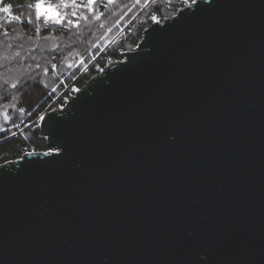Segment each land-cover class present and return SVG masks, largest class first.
Masks as SVG:
<instances>
[{
    "label": "water",
    "instance_id": "95a60500",
    "mask_svg": "<svg viewBox=\"0 0 264 264\" xmlns=\"http://www.w3.org/2000/svg\"><path fill=\"white\" fill-rule=\"evenodd\" d=\"M198 4L0 164V264H264V0Z\"/></svg>",
    "mask_w": 264,
    "mask_h": 264
},
{
    "label": "trees",
    "instance_id": "16d2710c",
    "mask_svg": "<svg viewBox=\"0 0 264 264\" xmlns=\"http://www.w3.org/2000/svg\"><path fill=\"white\" fill-rule=\"evenodd\" d=\"M30 2L3 0L0 4L12 5L11 14L0 13V109L8 107L11 117L8 131H0V164L17 160L29 151H49L38 130V120L64 105V98L70 94L64 91L66 84L80 89L104 66L121 60L124 52L137 46L143 30L153 22L152 15L160 22L185 5L180 0L147 4L145 0H113L111 4L96 1L91 12L87 7L69 9V16L77 11L78 26L65 24L58 30L53 25L38 24L27 8ZM78 58L89 64L84 73L81 67L72 71L65 67ZM61 77L66 79L65 84L60 82Z\"/></svg>",
    "mask_w": 264,
    "mask_h": 264
},
{
    "label": "snow or ice",
    "instance_id": "6c2138e0",
    "mask_svg": "<svg viewBox=\"0 0 264 264\" xmlns=\"http://www.w3.org/2000/svg\"><path fill=\"white\" fill-rule=\"evenodd\" d=\"M113 0H107V3L111 4ZM139 2V0H137ZM149 0H145V4H147ZM154 2V0H152ZM182 4H186L188 7H191L192 5H196L199 7L198 0H180ZM3 3V0H0V4ZM96 3V0H86V4L79 2V0H31L30 3H28L27 8L29 9L30 13L34 15L35 20L37 23H43L45 26L47 25H53L57 27L58 30H62L63 26L67 24L69 27H75L78 26V20L80 19L77 11H72L71 16L68 14L69 9H79L83 7H87V10L89 12L93 11V5ZM12 11V5L10 4H3V6H0V13L3 14H11ZM189 13L181 12V16L188 15ZM15 19L19 20L20 17L17 16ZM151 20L155 23H159L157 20V17L155 15L151 16ZM32 22V17L30 16L28 20V24L30 25ZM37 32L40 31L39 28L36 29ZM7 34V33H5ZM55 67V65H53ZM71 67V65H69ZM47 71V70H45ZM55 91V90H54ZM73 91H78V89H73ZM21 112L24 111V109H20ZM9 119L7 114H4V120L7 122ZM40 120H43L44 117L40 116ZM0 130H3L0 128ZM14 135V134H13ZM55 151L59 153L61 156L64 154L65 149L62 148V146H57ZM24 156H33L35 153L32 151L26 152L23 154ZM45 157L52 156V153L49 151H46L43 153ZM59 156H54L53 159H58ZM47 162V161H45ZM0 170L3 171V166L0 165Z\"/></svg>",
    "mask_w": 264,
    "mask_h": 264
},
{
    "label": "rangeland",
    "instance_id": "374dc122",
    "mask_svg": "<svg viewBox=\"0 0 264 264\" xmlns=\"http://www.w3.org/2000/svg\"><path fill=\"white\" fill-rule=\"evenodd\" d=\"M96 1H104V2H107V0H96ZM152 0H150L149 2H151ZM79 2H82V3H84V4H86V0H79ZM186 5V4H185ZM175 15V14H174ZM172 17V16H171ZM170 18V17H169ZM115 41V39H113L110 43H108V46L109 45H111L113 42ZM108 48V47H107ZM132 50V49H131ZM129 51V50H128ZM84 62H83V60L82 59H80V58H78V60L76 61V62H74V61H71V62H67L66 64H65V67L66 68H68L69 70H74V69H76V68H80L81 67V73H84L87 69H88V65H84L83 64ZM69 65H71V67H69ZM67 76L69 75V73L68 74H66ZM62 84H65V82H66V79L65 78H63V77H61V81H60ZM73 89H77V87H75V86H70V85H68V84H66V86H65V89H64V91H67V93H71V92H76V91H73ZM62 95V94H61ZM60 95V96H61ZM59 96V97H60ZM4 114H7L8 115V117H9V119H8V121L7 122H5V120H4ZM11 117L9 116V114H8V107H5L4 109H0V128H2L3 130H0V131H5V130H7L8 131V125H9V123L11 122V119H10ZM39 121V123H40V119L38 120ZM39 123H38V126H39ZM26 129V128H25ZM10 130V129H9Z\"/></svg>",
    "mask_w": 264,
    "mask_h": 264
},
{
    "label": "built area",
    "instance_id": "2783aa9c",
    "mask_svg": "<svg viewBox=\"0 0 264 264\" xmlns=\"http://www.w3.org/2000/svg\"><path fill=\"white\" fill-rule=\"evenodd\" d=\"M74 94V92H71L70 94H69V96L68 97H65L64 98V102L66 103L67 102V100L72 96Z\"/></svg>",
    "mask_w": 264,
    "mask_h": 264
}]
</instances>
